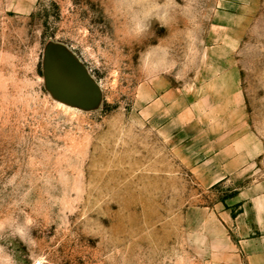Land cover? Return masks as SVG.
<instances>
[{"label": "rangeland", "instance_id": "obj_1", "mask_svg": "<svg viewBox=\"0 0 264 264\" xmlns=\"http://www.w3.org/2000/svg\"><path fill=\"white\" fill-rule=\"evenodd\" d=\"M0 264H264V0H0Z\"/></svg>", "mask_w": 264, "mask_h": 264}, {"label": "crops", "instance_id": "obj_2", "mask_svg": "<svg viewBox=\"0 0 264 264\" xmlns=\"http://www.w3.org/2000/svg\"><path fill=\"white\" fill-rule=\"evenodd\" d=\"M231 242V241H230ZM242 242H253V243H256L257 241L256 240H248V241H242ZM255 245V247H256V244H254ZM262 250H260V252H261ZM252 253H254V254H257V250H255L254 252H252Z\"/></svg>", "mask_w": 264, "mask_h": 264}]
</instances>
